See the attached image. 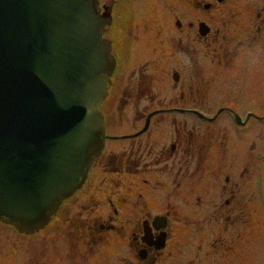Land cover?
Wrapping results in <instances>:
<instances>
[{"label": "flooded vegetation", "instance_id": "flooded-vegetation-1", "mask_svg": "<svg viewBox=\"0 0 264 264\" xmlns=\"http://www.w3.org/2000/svg\"><path fill=\"white\" fill-rule=\"evenodd\" d=\"M226 3L98 0L116 64L103 150L42 229L0 223V264H264V140L233 125L264 117L232 73L245 49L255 65L264 0L255 22Z\"/></svg>", "mask_w": 264, "mask_h": 264}, {"label": "water", "instance_id": "water-1", "mask_svg": "<svg viewBox=\"0 0 264 264\" xmlns=\"http://www.w3.org/2000/svg\"><path fill=\"white\" fill-rule=\"evenodd\" d=\"M98 0H0V219L44 226L104 143L114 68Z\"/></svg>", "mask_w": 264, "mask_h": 264}, {"label": "rangeland", "instance_id": "rangeland-1", "mask_svg": "<svg viewBox=\"0 0 264 264\" xmlns=\"http://www.w3.org/2000/svg\"><path fill=\"white\" fill-rule=\"evenodd\" d=\"M226 1H227L226 3L227 7L234 8L231 13L241 12L238 13V16H241L242 18L245 19L246 17H248L247 15L252 14V20L253 22H255L254 19L256 17V12H252V8L257 6L258 3H261V1L263 0H226ZM245 33L247 34V30ZM257 41L259 44L255 50V56L253 57L255 65L252 64L251 57L247 55L249 51H251V49L250 50L245 49V51H243V53L237 57V59L240 58L241 59L237 60L236 63L237 67L236 69L234 68L232 73L240 77L242 76H245L247 78L254 77L253 78L254 81L252 82L250 81V83L258 90V97L255 98V100L246 99V98L242 99L241 105L246 107L251 106L252 108H254L253 106L255 104V110L257 111L256 113L264 117V34L262 36H259ZM244 55H246V57ZM241 64L247 65L248 71L241 69L240 68ZM253 91H255L256 93V90ZM250 103H252V105ZM249 125L247 126L248 128L247 127L242 128V131H240L238 135L243 136L242 137L243 141L246 139L245 137L249 136L250 138H252L251 140L257 141V143L260 146L264 138V119L254 120L253 124H251L250 126ZM243 143H244L243 145V151H244L246 141ZM256 224L258 225L259 231H263L264 233V215L262 213L258 214L256 219ZM263 233H259V240L263 241V235H264Z\"/></svg>", "mask_w": 264, "mask_h": 264}]
</instances>
